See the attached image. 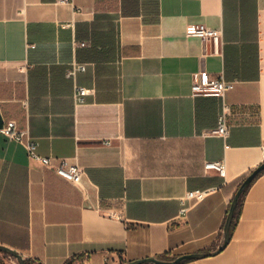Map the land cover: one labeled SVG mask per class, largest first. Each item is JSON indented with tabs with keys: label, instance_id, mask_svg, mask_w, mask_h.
<instances>
[{
	"label": "crops",
	"instance_id": "crops-1",
	"mask_svg": "<svg viewBox=\"0 0 264 264\" xmlns=\"http://www.w3.org/2000/svg\"><path fill=\"white\" fill-rule=\"evenodd\" d=\"M190 24L221 42L187 36ZM73 63L86 69L69 76ZM199 71L234 88L195 95ZM224 112L227 138L211 133ZM0 118L84 169L73 183L0 131V244L25 260L216 251L242 177L264 162V0H0ZM221 160L223 176L205 169ZM194 190L206 192L186 199ZM230 234L178 264H264V172Z\"/></svg>",
	"mask_w": 264,
	"mask_h": 264
},
{
	"label": "built area",
	"instance_id": "built-area-1",
	"mask_svg": "<svg viewBox=\"0 0 264 264\" xmlns=\"http://www.w3.org/2000/svg\"><path fill=\"white\" fill-rule=\"evenodd\" d=\"M186 35L190 37H200L207 42L219 44L223 36V30L212 28L205 24H190L186 28ZM86 69V65L82 63H73L68 70V75H75L78 71ZM234 81L226 79L223 73L217 76H211L207 71H199L194 75L192 90L193 94H216L223 96L227 91L234 88ZM89 89L76 86L74 99L76 103H85V97ZM0 131L4 133L10 140H14L22 144L27 150L30 159L37 161L45 167H53L57 174L63 178L73 182L80 183L84 175V169L76 162H71L69 159H56L51 156H42L38 153V142L32 137L28 128L20 127L17 121L8 120L3 123ZM212 134L227 138L230 134V126L227 120V114L224 112L220 115L218 125L211 131ZM106 144H111L110 140L105 141ZM205 169L215 170L219 175L225 174V161H209L205 163ZM206 191L194 190L189 191L186 199L192 197H201ZM184 206L182 211H185Z\"/></svg>",
	"mask_w": 264,
	"mask_h": 264
},
{
	"label": "water",
	"instance_id": "water-1",
	"mask_svg": "<svg viewBox=\"0 0 264 264\" xmlns=\"http://www.w3.org/2000/svg\"><path fill=\"white\" fill-rule=\"evenodd\" d=\"M3 126V121L0 118V128ZM264 170V162L261 163L259 166H257L245 179L244 181L240 184L238 190L236 191L233 200L231 202V206L228 212V216L226 219V223L224 226V235H225V240H224V244L222 245V247H220L219 249H217L216 251H212V252H207V253H196V254H188V255H182L180 257H177L174 260H163V259H158L156 257H148L145 259H138V260H134V261H130L127 263H122V264H145V263H154V264H178L184 260H188V259H194V258H202V257H206V256H210V255H215L218 252H220L225 246L226 244L229 242L230 240V232H231V224L235 215V211L239 202V199L242 195V193L244 192V190L249 186V184L251 183V181L261 172ZM0 252H5L8 253L10 255H13L19 262V264H26L25 263V259L23 258L22 255H20L19 253H17L14 249L7 247L5 245H1L0 244Z\"/></svg>",
	"mask_w": 264,
	"mask_h": 264
},
{
	"label": "trees",
	"instance_id": "trees-1",
	"mask_svg": "<svg viewBox=\"0 0 264 264\" xmlns=\"http://www.w3.org/2000/svg\"><path fill=\"white\" fill-rule=\"evenodd\" d=\"M264 172V170L263 171H261L252 181H251V183L249 184V186L244 190V192L242 193V195H241V197H240V199H239V202H238V205H237V208H236V211H235V215H234V218H233V221H232V224H231V231H232V229H233V227L235 226V223H236V221L238 220V217H239V211H240V207H241V204H242V202H243V196L245 195V193H246V191H247V189L251 186V184L262 174ZM248 176V174L247 175H245V176H243L242 177V179H241V183L244 181V179L246 178ZM231 206V205H230ZM230 209V208H229ZM228 212H229V210H228ZM227 216H228V214H227ZM227 219V218H226ZM225 223H226V221H225ZM83 258V256L82 255H79V256H76V257H73V258H71L70 260H68L67 261V263L66 264H76L75 262L77 261V260H81ZM25 263L26 264H34L33 262H31V261H29V260H25Z\"/></svg>",
	"mask_w": 264,
	"mask_h": 264
},
{
	"label": "rangeland",
	"instance_id": "rangeland-1",
	"mask_svg": "<svg viewBox=\"0 0 264 264\" xmlns=\"http://www.w3.org/2000/svg\"><path fill=\"white\" fill-rule=\"evenodd\" d=\"M13 261L17 264V259L8 253L1 252L0 254V264H13Z\"/></svg>",
	"mask_w": 264,
	"mask_h": 264
}]
</instances>
